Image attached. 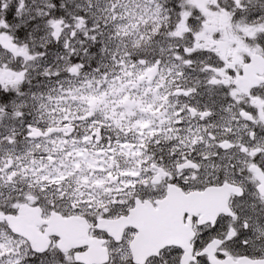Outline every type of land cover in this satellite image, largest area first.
I'll use <instances>...</instances> for the list:
<instances>
[{"label":"snow or ice","instance_id":"snow-or-ice-1","mask_svg":"<svg viewBox=\"0 0 264 264\" xmlns=\"http://www.w3.org/2000/svg\"><path fill=\"white\" fill-rule=\"evenodd\" d=\"M5 37L0 264H264V0H0ZM173 194L215 207L137 254Z\"/></svg>","mask_w":264,"mask_h":264},{"label":"bare ground","instance_id":"bare-ground-1","mask_svg":"<svg viewBox=\"0 0 264 264\" xmlns=\"http://www.w3.org/2000/svg\"><path fill=\"white\" fill-rule=\"evenodd\" d=\"M0 39L6 40L7 38L5 37ZM227 50L230 49L226 48L225 52H227ZM14 81L15 76L11 72L0 71V85H3L4 87H9L13 84ZM184 213H190L192 215H195L198 212L195 211L191 206H184L173 199H169L167 202L166 211L163 214H154L151 212L142 213L139 217V222L141 224L145 223L147 226L145 227L146 231L141 238L142 240L140 242V250L142 252H148L151 251L153 248L181 241L183 239L180 238V235H183L186 238V232L183 226ZM66 224L72 225L74 229L78 232L77 236L70 235L66 231L63 232L65 234L66 240L69 243L79 244L85 242L80 222L69 221ZM149 226H153L156 229L153 234H149ZM164 226H168V228H164ZM109 227L114 232H122L124 229L123 224H112ZM137 254L141 253L137 251Z\"/></svg>","mask_w":264,"mask_h":264},{"label":"flooded vegetation","instance_id":"flooded-vegetation-1","mask_svg":"<svg viewBox=\"0 0 264 264\" xmlns=\"http://www.w3.org/2000/svg\"><path fill=\"white\" fill-rule=\"evenodd\" d=\"M228 51L229 50H227L226 53H229ZM164 191L165 190L163 188H161L160 191H159V194H163ZM173 197H174V200H175L176 197H180L181 198L182 196L179 195V194H173ZM195 197H196V204L192 207L195 211L202 212V211H205V210H208V209H211V208H214L215 207V201L210 200L208 198L199 197V196H195ZM164 228H165V226H164ZM155 230H153L149 234H153L155 232ZM181 234H182V232H181Z\"/></svg>","mask_w":264,"mask_h":264},{"label":"water","instance_id":"water-1","mask_svg":"<svg viewBox=\"0 0 264 264\" xmlns=\"http://www.w3.org/2000/svg\"><path fill=\"white\" fill-rule=\"evenodd\" d=\"M177 202L181 203L179 200ZM181 204H183V203H181ZM27 223H29V226H30V221H28ZM53 231H60L62 233L66 231L70 235H73V236H77L78 235V232L74 229V227L72 225L66 224L64 222L56 223L55 227L53 228Z\"/></svg>","mask_w":264,"mask_h":264},{"label":"rangeland","instance_id":"rangeland-1","mask_svg":"<svg viewBox=\"0 0 264 264\" xmlns=\"http://www.w3.org/2000/svg\"><path fill=\"white\" fill-rule=\"evenodd\" d=\"M229 53H227V54H230V50L228 51ZM95 100V97H90L89 98V102H93Z\"/></svg>","mask_w":264,"mask_h":264}]
</instances>
